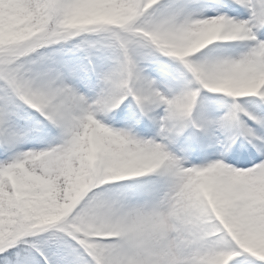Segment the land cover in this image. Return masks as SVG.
<instances>
[{"label": "snow or ice", "instance_id": "obj_1", "mask_svg": "<svg viewBox=\"0 0 264 264\" xmlns=\"http://www.w3.org/2000/svg\"><path fill=\"white\" fill-rule=\"evenodd\" d=\"M0 264H264V0H0Z\"/></svg>", "mask_w": 264, "mask_h": 264}]
</instances>
